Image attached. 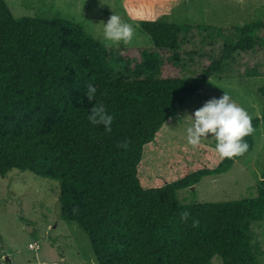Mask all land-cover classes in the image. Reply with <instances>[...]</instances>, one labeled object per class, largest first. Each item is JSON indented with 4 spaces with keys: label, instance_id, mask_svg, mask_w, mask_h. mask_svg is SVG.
Returning <instances> with one entry per match:
<instances>
[{
    "label": "trees",
    "instance_id": "1",
    "mask_svg": "<svg viewBox=\"0 0 264 264\" xmlns=\"http://www.w3.org/2000/svg\"><path fill=\"white\" fill-rule=\"evenodd\" d=\"M141 28L153 46L105 47L78 22L17 17L0 0V177L19 170L58 181L61 216L88 235L99 264H213L215 256L261 264L252 226L264 218V178L250 200L181 203L178 191L252 152L264 115L252 119L241 156L200 162L152 187L140 168L146 148L210 78L264 77V20ZM88 84L114 116L111 132L87 119L96 102Z\"/></svg>",
    "mask_w": 264,
    "mask_h": 264
},
{
    "label": "rangeland",
    "instance_id": "2",
    "mask_svg": "<svg viewBox=\"0 0 264 264\" xmlns=\"http://www.w3.org/2000/svg\"><path fill=\"white\" fill-rule=\"evenodd\" d=\"M17 17L61 15L99 30L113 14L134 27V42L112 47L153 46L142 23L169 21L215 26H237L264 20V0H6ZM99 41V36L96 38ZM244 107L253 118L264 115V77L210 78L167 124L156 141L146 148L140 177L145 187L182 177L200 162L214 167L220 158L214 138L192 147L185 129L207 100L223 92ZM211 136V134H209ZM252 152L237 159L226 172L205 176L193 187L178 191L181 203L250 200L258 195L264 178V120L254 133ZM58 181L31 171L13 170L0 177V264H99L88 235L76 223L61 216ZM253 244H259L264 264V218L252 226ZM213 264H223L215 256Z\"/></svg>",
    "mask_w": 264,
    "mask_h": 264
},
{
    "label": "clouds",
    "instance_id": "3",
    "mask_svg": "<svg viewBox=\"0 0 264 264\" xmlns=\"http://www.w3.org/2000/svg\"><path fill=\"white\" fill-rule=\"evenodd\" d=\"M86 30L93 39L99 36L105 47L134 42V27L122 21L114 12L106 22L103 21L99 30L93 24L87 25ZM85 94L89 101H96L88 112V121L95 126L102 125L104 131L111 132L114 116L104 103L97 100V87L88 84ZM184 118L189 120L185 129L186 142L192 147L199 146L204 138L211 137L215 140V151L220 158L238 157L247 152L249 144L244 137L254 131L252 117L228 92L224 91L220 97H212ZM118 147L126 148L127 144L122 143ZM188 215L186 211L182 212L181 219L187 220ZM196 224L197 221H193V226Z\"/></svg>",
    "mask_w": 264,
    "mask_h": 264
}]
</instances>
